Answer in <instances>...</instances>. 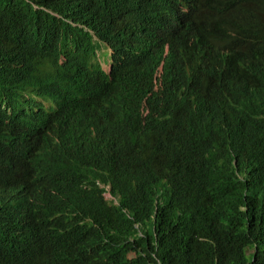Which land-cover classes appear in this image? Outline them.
Listing matches in <instances>:
<instances>
[{
	"label": "trees",
	"instance_id": "1",
	"mask_svg": "<svg viewBox=\"0 0 264 264\" xmlns=\"http://www.w3.org/2000/svg\"><path fill=\"white\" fill-rule=\"evenodd\" d=\"M260 1L199 0L191 25L219 21L214 28L227 35L220 26L230 9L239 16L230 22L237 31L230 46L247 40L264 54V36L253 31L264 30ZM166 6L0 0V188L19 191L11 181L26 163L39 175L26 201L14 203L18 215L0 198V264H26V235L43 260L58 255L60 240L76 239L66 254L77 264H94L100 254L104 264H264V185L256 182H264L263 105L242 116L241 98L222 101L204 116L173 93L178 106H189L173 120L171 105L160 107L153 92L110 89L121 63H129L119 68L124 78L147 86L153 69L165 70L178 45L159 27ZM111 18L132 26L102 32ZM116 34L129 38L127 51ZM101 41L113 51L111 80L96 62ZM241 74L240 91L264 87V55L259 68ZM177 150L184 160L176 161ZM85 242L94 244L90 253Z\"/></svg>",
	"mask_w": 264,
	"mask_h": 264
},
{
	"label": "clouds",
	"instance_id": "2",
	"mask_svg": "<svg viewBox=\"0 0 264 264\" xmlns=\"http://www.w3.org/2000/svg\"><path fill=\"white\" fill-rule=\"evenodd\" d=\"M198 3L199 0H167L166 11L158 15L157 18L160 20L158 22L162 23L159 27L173 36V40L176 41L178 45L168 50L170 60L165 70L158 66L151 72L154 78V82L151 86H147L144 81L136 82L132 76L130 78H124L119 68L125 69L129 63H121L120 65H116L117 68L119 67L116 73L119 75L117 80L118 87L112 85L110 89L118 94H126L132 93L131 88H134L135 92L140 96H145L153 92L155 93L153 95L159 97L158 103L160 107L165 105L164 100L171 105L167 108L169 112L174 115L173 120H180L183 116L186 117V115L179 110L189 109V106H178L177 100L170 99L169 97L173 93L182 95L196 112H204V116L206 115L205 111L207 109L217 110L218 105L222 101L228 105V100H231L235 102L236 105H239V98L245 103L241 114L242 116H247L248 111L258 110L257 106L259 105H263L260 109L264 110V87L258 88L253 85H247L243 91H240L238 87L242 81L241 72H253L259 68L260 59L264 54L258 51L257 48L247 40L244 41L243 45L240 43L236 45L235 48L230 46V40L234 38L237 33V31L234 32V30L231 29L230 22H232V26H235L239 17L238 14L235 12L233 13L230 9L224 12L225 20L220 26V28L224 29L228 27L226 31L227 35H218V29L214 27L219 25V21H217V23H196L191 25V22L195 20L198 13ZM257 6V15L264 18V0H261ZM155 21L157 22V20ZM120 23L132 26V23L127 21L111 18L109 23H103L100 28L104 33L110 31V33L113 34L115 26ZM184 27L188 29L187 32H180L179 30H182ZM253 31L264 36V30L257 28V26L253 28ZM116 35L118 37L121 36L120 34ZM121 38L125 42L124 50L127 51V47L130 43L129 38H125L124 36H121ZM63 57L64 55L59 57V64L63 60ZM96 62L105 74L109 75L110 73L111 80L115 64L113 60V51L112 48L103 41L100 42V46L97 48ZM122 85H127L126 90L124 92H118L117 88ZM162 87H164L165 90H162ZM199 95L202 96L204 102L200 101ZM42 103L45 104L43 101ZM173 106H175L176 109ZM49 108L51 107L47 109ZM242 135L246 137L245 134ZM250 139H252V137H250ZM254 140H257V137ZM173 153L176 154V161L185 159L182 150H177ZM251 160L254 161L253 159ZM244 172L248 175L245 170ZM17 176L19 180L13 179L11 181L15 188L19 190H14L16 194L9 191V188H6V190L5 188H0V198L1 201L3 199L2 204L4 208L12 213H16V215H18V210L21 211V208L14 206V203L26 201L24 194H31L33 186L38 184V169L33 164L26 163L23 165L22 170L17 173ZM250 178L254 177L251 175ZM256 182L264 185L261 179L256 180ZM256 182L255 180L250 181L251 185H256ZM99 186L104 188L105 196H110L108 184L99 182ZM34 199L38 200V197H34ZM19 215L25 216L23 213H19ZM67 241L68 239L60 240L57 245L58 255H49L48 260H43L38 256L39 245L33 249L28 243L27 235L22 237L20 243L24 245V249H26V264H77L76 256H68L66 254V248L76 243L77 240L73 239L69 242ZM93 245L92 243L85 242L87 253L91 252ZM94 264H104L103 254L94 258Z\"/></svg>",
	"mask_w": 264,
	"mask_h": 264
},
{
	"label": "rangeland",
	"instance_id": "3",
	"mask_svg": "<svg viewBox=\"0 0 264 264\" xmlns=\"http://www.w3.org/2000/svg\"><path fill=\"white\" fill-rule=\"evenodd\" d=\"M106 193L108 194V192L106 191ZM112 198V197H111Z\"/></svg>",
	"mask_w": 264,
	"mask_h": 264
}]
</instances>
